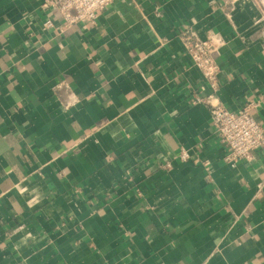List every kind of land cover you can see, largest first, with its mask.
<instances>
[{"label":"crops","instance_id":"0c3cea01","mask_svg":"<svg viewBox=\"0 0 264 264\" xmlns=\"http://www.w3.org/2000/svg\"><path fill=\"white\" fill-rule=\"evenodd\" d=\"M42 3L0 0V264H264V150L225 162L186 47L224 41L216 97L264 128L257 0Z\"/></svg>","mask_w":264,"mask_h":264},{"label":"built area","instance_id":"2783aa9c","mask_svg":"<svg viewBox=\"0 0 264 264\" xmlns=\"http://www.w3.org/2000/svg\"><path fill=\"white\" fill-rule=\"evenodd\" d=\"M116 1L118 0H43L41 7L49 14L59 13L69 27L75 24H95L100 13ZM257 3L261 17L264 18V0H257ZM44 28H54V21L51 18L46 20ZM223 45L221 38L211 35L197 43H188L186 47L194 66L211 90L206 103L211 106L210 119L217 138L229 148L224 160L235 167L241 162L251 161L257 153L264 150V128L254 119L249 107L232 112L216 97L221 69L214 55L219 53ZM196 101L201 102L199 99Z\"/></svg>","mask_w":264,"mask_h":264}]
</instances>
